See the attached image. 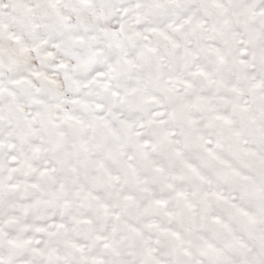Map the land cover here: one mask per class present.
<instances>
[{"label": "snow or ice", "instance_id": "obj_1", "mask_svg": "<svg viewBox=\"0 0 264 264\" xmlns=\"http://www.w3.org/2000/svg\"><path fill=\"white\" fill-rule=\"evenodd\" d=\"M0 264H264V0H0Z\"/></svg>", "mask_w": 264, "mask_h": 264}]
</instances>
